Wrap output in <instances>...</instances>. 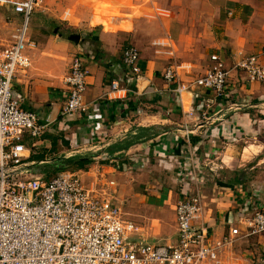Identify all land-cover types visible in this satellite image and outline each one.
<instances>
[{"label": "crops", "instance_id": "0c3cea01", "mask_svg": "<svg viewBox=\"0 0 264 264\" xmlns=\"http://www.w3.org/2000/svg\"><path fill=\"white\" fill-rule=\"evenodd\" d=\"M181 1L171 0L169 9L157 0H108L109 7L105 0L91 2L80 19L82 30H54L61 70L29 47L31 65L17 73L13 90L23 109L48 124L37 140L45 160L95 155L81 169L86 183L121 206L138 228L136 237L176 243V203L198 192L203 211L194 224L205 223L213 241L222 242L246 200L264 207V83L235 68L248 55L264 63V0ZM201 43L208 67L217 53L231 70L226 96L200 87L180 95L164 79L175 56L181 80L204 74L208 67L201 73L192 58ZM130 45L139 49L143 68L135 80L122 59ZM78 54L89 71V110L64 116L65 77ZM113 81L120 90H113ZM136 135L141 139L124 148ZM60 149L65 156H51ZM205 264H264V235H239L232 245H221L216 262Z\"/></svg>", "mask_w": 264, "mask_h": 264}, {"label": "built area", "instance_id": "2783aa9c", "mask_svg": "<svg viewBox=\"0 0 264 264\" xmlns=\"http://www.w3.org/2000/svg\"><path fill=\"white\" fill-rule=\"evenodd\" d=\"M39 1L0 0V6L9 7L23 20L12 45L0 51V264H205L216 262L221 245H232L239 235L263 236L264 207H253L246 200L229 235L222 242L213 241L205 223L194 224L203 204L201 195L193 192L176 203V243H153L136 237L135 223L124 217L107 191L89 187L81 169L62 170L49 178L33 170L35 161L29 158L37 141L29 146L24 137L39 139L48 124L21 107L13 81L31 65L27 49L34 42L28 24ZM122 59L134 80L142 76L136 46L126 47ZM235 68L249 81L264 83V63L257 55L244 56ZM88 73L84 58L75 55L65 77L68 95L62 115L88 112L84 99ZM230 73L225 60L214 53L210 67L190 82L181 80L174 65L163 76L180 95L200 87L223 97ZM112 88L120 90L119 83L113 81Z\"/></svg>", "mask_w": 264, "mask_h": 264}, {"label": "rangeland", "instance_id": "374dc122", "mask_svg": "<svg viewBox=\"0 0 264 264\" xmlns=\"http://www.w3.org/2000/svg\"><path fill=\"white\" fill-rule=\"evenodd\" d=\"M96 0H40L37 5L34 7V11L30 17V22L28 24V35L31 37L30 39L34 42V49L30 51L31 54H42L45 58L53 61L54 65L57 64V68L59 70L63 65V58H61L58 53L60 49L58 48V44L60 43V37L55 33V29L57 27L63 28V32H73L80 31L83 29V24H81V18L85 17V13L87 10L89 11L91 6ZM104 1V0H100ZM105 7H109L110 4L105 0ZM161 7L169 9L171 6V0H157ZM93 2V3H91ZM91 3V4H90ZM179 3H182L179 0ZM196 3L199 5L201 0H197ZM102 4H99L101 6ZM174 5V4H173ZM135 9H139L135 7ZM200 10L199 8H195ZM70 11L71 14L65 16V12ZM68 17V18H67ZM19 18L16 16L12 9L7 6H0V51L8 48L12 45L14 38L13 34L16 33L17 28L23 26V20H17ZM67 18V19H66ZM78 23V24H77ZM199 50L195 49L193 51L194 56H192L193 60L197 64V70L201 73L208 67V62L205 60L201 54L205 49V45L201 43ZM178 57L175 56L169 63V65L179 64ZM51 66V63H50ZM201 75V74H200ZM51 77L52 74H50ZM42 138V137H41ZM41 138L39 140H41ZM62 140H65L64 133L61 135ZM38 138L29 140L27 144L31 145V142L37 141ZM64 145V149H66L65 143L62 141ZM61 146V145H60ZM58 149V146H57ZM45 150L41 145L34 148L35 153H41ZM60 152L56 150V155L51 154V156H65V152ZM67 151V149L65 150ZM73 157V156H71ZM50 162H36L33 165V170L37 172L44 173L47 178L55 175L57 172L62 170H57L55 167L54 160H49ZM71 169V168H69ZM87 175V174H86Z\"/></svg>", "mask_w": 264, "mask_h": 264}, {"label": "trees", "instance_id": "16d2710c", "mask_svg": "<svg viewBox=\"0 0 264 264\" xmlns=\"http://www.w3.org/2000/svg\"><path fill=\"white\" fill-rule=\"evenodd\" d=\"M136 135L135 136V140H131L126 142L125 147L124 148H129L132 144H134L135 142H137V140L141 139V136ZM32 139H30L31 141ZM33 142H31L32 144ZM56 144V142H55ZM68 144V142H67ZM30 146V144H28ZM94 154L93 153H88V154H83V155H76L73 157H69V158H62L60 157L59 159H55L54 163L55 167L57 170H66L71 168V170H79V169H84L86 168L88 165L92 164L94 161ZM46 158V154L45 153H35L34 149L33 152L30 155L29 160L30 161H38L41 162L43 160H45Z\"/></svg>", "mask_w": 264, "mask_h": 264}, {"label": "water", "instance_id": "95a60500", "mask_svg": "<svg viewBox=\"0 0 264 264\" xmlns=\"http://www.w3.org/2000/svg\"><path fill=\"white\" fill-rule=\"evenodd\" d=\"M73 37L72 38H74L75 40L76 39H78L79 37H80V35L79 34H74V35H72ZM49 161V159H46V160H43V162H48ZM37 161H35V163H36ZM40 163H42V162H40Z\"/></svg>", "mask_w": 264, "mask_h": 264}]
</instances>
